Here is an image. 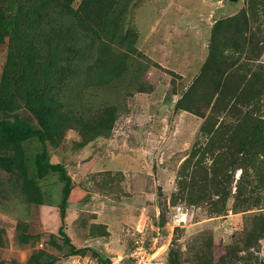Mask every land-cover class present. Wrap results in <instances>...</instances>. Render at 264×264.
I'll use <instances>...</instances> for the list:
<instances>
[{
    "label": "trees",
    "instance_id": "obj_1",
    "mask_svg": "<svg viewBox=\"0 0 264 264\" xmlns=\"http://www.w3.org/2000/svg\"><path fill=\"white\" fill-rule=\"evenodd\" d=\"M139 3L0 0V45H4L0 171L8 174L10 190L20 191L27 203L37 204L46 201L37 180L54 174L61 190L60 220L77 186L65 165L51 161L49 145L60 141L66 130L74 129L78 134L76 148L82 150L94 143L96 150L103 152L117 118L128 109V98L153 89L143 79L151 61L138 58L140 34L138 28L131 27L133 13L139 7L146 8ZM261 16L264 0H248L247 7L212 22L207 53L190 86L192 91L182 92L174 104L175 111H193L204 118L187 157L177 164V157H172L165 165L178 177L182 204L197 213L198 207L209 202L217 204L222 214L228 210L240 214L241 229L230 234V243L216 246L223 248L225 255H214L212 237L210 247L200 252L198 264H264V115L258 112L264 100V73L255 70V66L262 67L261 51L255 43L263 28ZM223 112L231 121L212 129L214 115ZM73 114L72 123L63 127L62 120L71 119ZM210 134L216 135V140L202 145L201 138ZM33 143L35 152L30 148ZM207 157L210 161L206 164ZM237 167L240 172L235 179ZM105 172L89 173L84 184H90V175L92 189L108 194L114 186L108 187L107 181L117 183L120 176ZM101 174H106V179ZM172 187L169 192L161 183L151 187L159 225L167 222L165 211L176 207L178 195ZM57 233L68 256H84L88 251L97 264H111L109 257L73 244L62 225ZM18 236H27V231L19 230ZM3 238L5 233L0 229V246ZM166 250L160 258L168 264H182L177 250ZM39 254L41 258L38 252H31L22 262L0 257V264H54L57 260L44 250Z\"/></svg>",
    "mask_w": 264,
    "mask_h": 264
},
{
    "label": "rangeland",
    "instance_id": "obj_2",
    "mask_svg": "<svg viewBox=\"0 0 264 264\" xmlns=\"http://www.w3.org/2000/svg\"><path fill=\"white\" fill-rule=\"evenodd\" d=\"M247 3L248 0H140L139 5L143 4L146 8L141 10L143 6L139 7L133 13L131 27L138 28L139 40H141L138 44L141 55L138 58L145 60L147 57L151 61L143 79L151 84L153 89L150 92L134 93L128 98L126 102L128 109L117 118L112 130V137L109 138L110 144L106 146L104 152L105 155L114 154V151L123 153L125 159H122L119 165L126 169L127 178L132 175L136 177L129 167H140L141 173H149L146 175L148 179H155L165 189L168 186L167 192L173 186V191L178 195L176 207L173 208V211L169 209L165 211L168 228L162 227L160 232L165 234L172 231L167 247L178 251V258L182 264L200 263L201 253L210 247L212 237H214L213 253L217 255V258H221L225 255V251L216 246L220 243L221 245L230 243V234L241 229L240 214H235L231 210L222 214L223 210H220L217 204V206L209 202L203 204L198 207L197 213L191 206L187 207L184 203L182 204L180 198L184 195L177 192L178 177L174 174V169L171 171L170 167H165V165L170 164L172 157L173 159L177 157L176 164L187 157L189 148L196 139L198 128L204 122V118L197 116L198 114L196 115L193 111V113L184 110L175 111L174 104L180 100L182 92L192 91L190 86L195 80L207 53L210 25L216 18L227 17L241 8L247 7ZM148 4H150L151 9ZM261 24L263 28L258 33V41L255 39V43H257L258 52L261 51L259 61L262 67L255 66V70L264 73V16H261ZM3 61L4 45H0V68ZM196 92L197 89L194 93ZM209 112L210 109L207 113ZM258 112L264 115V100ZM75 117L76 115L73 114L71 119L62 120L63 127L69 126ZM213 121L214 127L212 129L215 130L223 123L231 120L227 119V115L223 112L222 114L216 113ZM214 130L212 134H215ZM144 134L145 138L143 137ZM212 134L201 138L202 145L209 141L206 144L208 146L216 140V135L211 136ZM76 135H78L76 130L68 129L60 141L49 145L51 161L65 165L67 173L73 176L74 182L76 181L75 177L79 174V155H81V150L75 145ZM30 148L33 152L36 151L34 143ZM90 150L91 148H87L85 153ZM209 161L210 159L207 157L206 164ZM163 164L164 167H162ZM81 171L85 175L84 168ZM239 172L240 167H237L235 179ZM118 175H121V172L114 173V177H118ZM87 176L88 174L83 180ZM106 176V174L100 175L102 179H106ZM7 178L8 174L3 170L0 171V229L1 232L5 233V238L2 239L3 245L0 246V257L3 259L8 261L14 259L22 262L31 252H38V256L41 258L39 252L44 250L56 257L57 260L54 264H69L67 247L62 246V237L57 233L60 225L66 233H69L75 245L79 247L86 244L85 238L88 236L106 235V233L108 235L107 225L99 223L96 217L94 218L97 215L95 213V215L87 214V218L90 215L92 218L90 217L89 223L86 221L89 225L86 237H83L86 233L82 234L81 231L78 232L71 227V223L65 219L66 216L60 220L58 204L61 198V190L58 188L54 174L46 175V178L37 180L40 182L42 191H45V199L48 204L46 202L45 204L35 202L26 204L27 202L20 191L10 190L9 179ZM89 179L90 184L86 187H88L87 190L92 191L93 183L90 175ZM108 179L111 180V178ZM114 181H107V183L114 186L116 185ZM76 186L80 185L76 184ZM75 189L72 190L69 202L74 194L75 196L83 195L82 191L79 190L76 193ZM111 191L118 197L119 194L116 192L123 190L114 187ZM116 196L112 198H117ZM212 207H215V210H212ZM180 209H186L184 220H178L180 219ZM143 210H148V208ZM145 213L142 216L135 212H131L130 216L124 213L125 215L120 214L116 218L112 217L110 212L102 214V216L107 217L109 215L113 218L109 219L108 222L114 227L115 236L119 233L123 234V236L115 237L113 241H109L108 246H115V250L111 252L114 257H119L125 249L128 250V254L123 258L126 260L125 264L132 263L129 253L134 250L136 245L142 242L145 247L151 245L149 237L154 235L155 230L148 226L150 228L146 229V235L142 236L139 233L145 225L147 218ZM129 218L136 221H134V225L128 223ZM116 219L119 220V223ZM163 224L161 225L163 226ZM19 230L27 231V236L19 237ZM21 241L25 244H21ZM161 241L159 240V242ZM262 243L264 244V242ZM124 246L126 247L124 248ZM22 250L26 252L23 260L21 258ZM85 254L94 259L88 251ZM113 262L118 264L114 258H111V264ZM90 263L89 260L88 264ZM93 264H97V262L93 261ZM235 264L241 263L238 261Z\"/></svg>",
    "mask_w": 264,
    "mask_h": 264
},
{
    "label": "crops",
    "instance_id": "obj_3",
    "mask_svg": "<svg viewBox=\"0 0 264 264\" xmlns=\"http://www.w3.org/2000/svg\"><path fill=\"white\" fill-rule=\"evenodd\" d=\"M109 142L110 140L108 139L106 142V146L110 144ZM93 144L94 143L88 144L80 152L81 155L84 156L82 157L81 155H79L80 168L78 167L79 171L78 170L77 171L79 172V174H77V176L75 177L76 180L75 182L73 181V176H71L73 183L80 185L76 187L75 189L76 193L80 190L82 191L83 195L75 196L74 194V197L70 199V202L66 208L65 219H67L71 223V227H73L76 231L78 232L81 231L82 234L86 233L85 235H83V237H86V235H88L87 227L89 226L87 223L90 222V217H91L90 215L87 218V214L88 213L93 215L97 214L94 216V218L96 217V220H98L99 223L107 225L106 231L108 232V235L106 234L99 236L97 235L88 236L85 238L86 244H84V246L82 247H89L97 252L102 253L106 257H109L110 259L114 258V260H116V262L120 264L123 261V258H125V256L128 254V250L125 249L124 253L122 255H119V257L112 256L113 254L111 252L115 250V246H108V242L111 240L113 241L115 237L123 236V234L119 233L117 236H115L113 230L114 227L108 222L109 219H113L112 217L116 218L120 214H124V213L130 216L131 212H135L137 214L139 213V215L142 216L146 212L145 214L147 215V218L145 219V225L142 227L143 230L141 232L139 231V233L142 234V236L147 234V230L150 227H152L154 230L157 228L161 230L162 227L168 228V222H166L164 226L156 223L159 214V209L156 206L155 192L154 190H151V187L156 185L158 181H155V179L152 178L148 179L146 175H148L149 173H141L140 167H129L130 170L131 169L133 170V173H135L136 177L132 175L130 178H127L126 169H124L119 165V162L122 159H125L123 153H121V151L120 152L114 151V154L108 153L107 155H105L104 150L106 146L104 147L103 152L100 153L98 150H96L95 145ZM87 148H91V150L85 153V150ZM82 168H84L85 175L83 171H81ZM97 171L99 172L111 171L112 175L114 173L121 172V175L118 176L122 178L118 179L116 185H114V187L118 189L121 188L123 190L121 192H116V194H119L118 197L113 193V191L107 192L108 194L105 193L103 194V193L95 192L93 190L92 191L87 190L88 187L86 186L89 184V182H86L85 186H83L84 177L91 172H97ZM110 186L111 185L108 184V187ZM101 187H104V183L101 184ZM84 189L85 192H83ZM115 196L117 198H112ZM45 202L48 204L47 200ZM146 208H148V210H143ZM122 210H124V213H122ZM181 211L180 213L183 215L184 210L181 209ZM105 212H110L112 214V217H110L109 215L108 216L106 215L107 217L102 216V214ZM73 216H75V218H73ZM129 220L130 221L128 223L130 224L133 223L134 225L135 220L134 219L132 220V218H129ZM116 221L119 223L118 219H116ZM67 234L69 235V233ZM161 235L164 241L163 243L164 246L167 243H169L171 239L172 231H170V233L166 232L165 234L161 233ZM151 236L152 237H149V240L151 242L150 249L155 246L153 235ZM71 241L73 244H75L73 240ZM125 247L126 246H124V248ZM129 254L131 255V253ZM21 255L20 256L23 260L26 256L25 250H22ZM113 264L116 263L113 262Z\"/></svg>",
    "mask_w": 264,
    "mask_h": 264
},
{
    "label": "built area",
    "instance_id": "obj_4",
    "mask_svg": "<svg viewBox=\"0 0 264 264\" xmlns=\"http://www.w3.org/2000/svg\"><path fill=\"white\" fill-rule=\"evenodd\" d=\"M183 217L184 215H181V218ZM159 239H161V236H159L157 233L154 237V243H157ZM165 246L166 245L162 246L159 249L160 251H157V247L152 248L153 251H150V247H145L143 242L136 245L134 250L131 252L132 264H168L166 261L160 258L162 250L165 248ZM89 260L91 261L90 264H93V261H96L95 259H91L89 255L83 256L80 254H73L68 256L69 264H88Z\"/></svg>",
    "mask_w": 264,
    "mask_h": 264
},
{
    "label": "clouds",
    "instance_id": "obj_5",
    "mask_svg": "<svg viewBox=\"0 0 264 264\" xmlns=\"http://www.w3.org/2000/svg\"><path fill=\"white\" fill-rule=\"evenodd\" d=\"M179 211H181V209L179 210ZM182 212V211H181ZM181 213H180V219L179 220H184V218H185V215H186V209L184 210V212H183V215H184V217L183 218H181ZM159 234V236H161V239H159V240H162L161 242H159V240H158V242L157 243H154L155 244V246L153 247V248H156L157 247V250H159L162 246H163V239H162V235H161V233H160V229L159 228H157V229H155V233H154V235H153V238L156 236V234ZM143 241V240H142ZM155 241V240H154ZM167 246H168V243L166 244V246H165V248H163V250H162V253L166 250V248H167ZM150 247V246H149ZM152 249V248H151ZM161 253V254H162Z\"/></svg>",
    "mask_w": 264,
    "mask_h": 264
}]
</instances>
